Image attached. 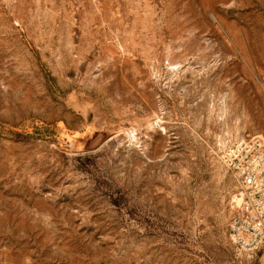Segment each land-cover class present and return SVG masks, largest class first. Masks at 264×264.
Returning <instances> with one entry per match:
<instances>
[{"label": "rangeland", "instance_id": "1", "mask_svg": "<svg viewBox=\"0 0 264 264\" xmlns=\"http://www.w3.org/2000/svg\"><path fill=\"white\" fill-rule=\"evenodd\" d=\"M263 74L264 0H0V264H264L229 237Z\"/></svg>", "mask_w": 264, "mask_h": 264}, {"label": "built area", "instance_id": "2", "mask_svg": "<svg viewBox=\"0 0 264 264\" xmlns=\"http://www.w3.org/2000/svg\"><path fill=\"white\" fill-rule=\"evenodd\" d=\"M264 86V74L260 76ZM229 165L239 189L237 215L230 222L229 237L237 260L264 253V140L241 142Z\"/></svg>", "mask_w": 264, "mask_h": 264}]
</instances>
